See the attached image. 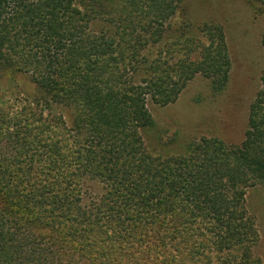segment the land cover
I'll use <instances>...</instances> for the list:
<instances>
[{"label":"trees","instance_id":"16d2710c","mask_svg":"<svg viewBox=\"0 0 264 264\" xmlns=\"http://www.w3.org/2000/svg\"><path fill=\"white\" fill-rule=\"evenodd\" d=\"M105 1L0 0V61L30 73L35 85L32 109L20 118L6 120L8 108L0 109V138L16 140L0 152V264H211L213 250L240 241L244 225L237 197L218 195L224 181L235 189L241 164L264 179L256 142L264 117L254 113L262 95L241 147L158 162L141 151L140 131L153 125L147 96L160 106L173 100L156 84L104 87L98 60L115 45L84 32L91 15L77 3L100 9ZM229 66L224 53L204 57L198 69L223 78ZM57 106L72 108L71 117L44 116ZM233 257L227 264H246Z\"/></svg>","mask_w":264,"mask_h":264},{"label":"rangeland","instance_id":"374dc122","mask_svg":"<svg viewBox=\"0 0 264 264\" xmlns=\"http://www.w3.org/2000/svg\"><path fill=\"white\" fill-rule=\"evenodd\" d=\"M127 1L106 0L100 9L77 3V8L91 15L86 34L98 31L107 44L115 45L110 56L98 60L105 70L104 87L156 84L165 90L166 100H173L160 106L147 96L153 125L140 131L141 151L166 163L194 152L205 158L215 150L220 154L241 147L252 131V108L260 95L254 113L264 117V0H153L151 4L138 0L136 10L128 6L119 13ZM224 53L230 66L223 68V78L212 73L207 77L198 69L204 57ZM11 64L0 61V109L8 108L6 120L32 109L29 96L35 91L32 75ZM72 113V108L57 106L44 116L61 114L68 120ZM68 137L65 142L73 146ZM13 141V136L0 138V152L10 150ZM256 142L264 151V136ZM236 173L240 182L236 188L224 181L218 195L229 202L237 197L235 212L243 220L242 235L221 253L214 249L211 264H227L228 256L246 264H264V179L243 164ZM84 192L93 198L98 191L88 183Z\"/></svg>","mask_w":264,"mask_h":264}]
</instances>
